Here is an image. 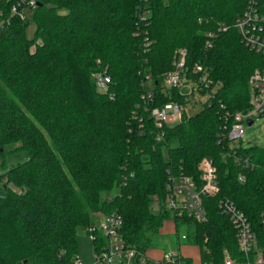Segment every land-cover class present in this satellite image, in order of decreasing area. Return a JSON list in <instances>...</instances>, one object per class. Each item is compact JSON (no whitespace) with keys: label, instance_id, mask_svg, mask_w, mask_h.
<instances>
[{"label":"trees","instance_id":"16d2710c","mask_svg":"<svg viewBox=\"0 0 264 264\" xmlns=\"http://www.w3.org/2000/svg\"><path fill=\"white\" fill-rule=\"evenodd\" d=\"M245 5L38 0L31 37L27 20L11 18L0 31V158L12 143L29 158L0 175L7 178L0 182V264H72L77 227H88L93 214L112 212L123 218L126 244L139 252H147L172 219L178 236L181 227L191 228L185 241L200 245L202 262L223 264L225 250L241 255L236 229L218 209L222 198L246 213L264 251V148L239 152L257 166L244 170L226 154L228 141L220 142L226 115L250 109L249 79L264 65L234 27ZM180 51L188 78L205 74L220 86L201 112L184 114L158 142L150 109L186 104L178 89L160 85ZM197 66L203 72L194 73ZM100 71L111 80L106 94L95 83ZM204 158L213 159L220 186L216 197L204 198L207 221L173 217L165 206L169 173L202 183ZM182 263L194 264L185 257Z\"/></svg>","mask_w":264,"mask_h":264},{"label":"built area","instance_id":"2783aa9c","mask_svg":"<svg viewBox=\"0 0 264 264\" xmlns=\"http://www.w3.org/2000/svg\"><path fill=\"white\" fill-rule=\"evenodd\" d=\"M6 1L10 2L11 0ZM37 7L38 0H19L8 8L0 4V31L10 26L11 18L15 15L26 21L25 9ZM234 27L238 31L242 43L264 59V0H246L245 8L236 19ZM221 30L226 31L227 28L223 27ZM185 58V51L176 53L175 69L162 77L163 84L160 85L178 89L185 100L189 96L199 93L204 97V105L214 96L220 85H214L205 74L198 80L188 78L187 70H185ZM198 72H203L202 66L195 68L194 73ZM94 79L99 92L104 94L109 92L111 80L105 71L95 73ZM148 81H150L149 77ZM249 84L251 89L250 109L232 116L227 114L220 135V142L228 141L229 143V150L226 151V154L233 157L244 170H252L257 167L248 156L240 155L239 152L248 148L243 142L245 124L251 127L264 116V65L251 75ZM183 88H187L188 92L183 91ZM146 99L151 102L152 93L148 92ZM186 104L166 103L163 106L150 109V119L158 142H162L166 138L167 126H173L182 120L183 115L186 114ZM199 170L202 183L183 172L169 173L165 206L173 217L184 218L187 216L200 223L207 221L204 198L216 197L220 193V186L213 159H202ZM239 181L246 183V175L241 174ZM0 182L6 183L7 178H2ZM218 209L222 215L229 218L235 227L238 250L241 255L240 258H234L229 251L225 250L223 264H264V251L258 245L256 233L246 213L230 198L220 199ZM96 215H101L103 222L100 228H97L93 223L88 226L87 233L94 245L93 262L89 264H183V256L180 253L165 254L161 259H151L147 256V252L142 253L129 247L121 233L123 218L118 212L107 215L96 213ZM261 224L264 226V209L261 214ZM180 240H187V235L183 234ZM72 264L86 263L76 255ZM199 264L208 263L201 260Z\"/></svg>","mask_w":264,"mask_h":264},{"label":"rangeland","instance_id":"374dc122","mask_svg":"<svg viewBox=\"0 0 264 264\" xmlns=\"http://www.w3.org/2000/svg\"><path fill=\"white\" fill-rule=\"evenodd\" d=\"M36 12V8H27L24 11L27 21L29 22L27 34L31 37L35 30V25L33 22V17ZM160 84H163L162 79ZM146 88L148 91L152 89V82L148 81L146 83ZM183 91L188 92L187 88H183ZM186 114L187 116H193L201 112L203 108L204 97L199 93H195L189 96L186 100ZM175 124V123H173ZM177 124V123H176ZM244 137L243 142L246 147H262L264 148V116L261 117L253 126L245 124L244 126ZM21 144L12 143L5 146L6 154L4 157L0 158V163L4 161V166H0V173L10 169L12 166L25 162L29 155L25 151L16 150ZM172 146L177 145L176 141L171 142ZM166 155V152H165ZM116 190L108 194V197L113 196ZM153 212L157 213L159 211V206L157 203L152 204ZM172 214V213H171ZM103 222L101 215L93 214L91 217V223L97 228L101 227ZM191 228L183 226L180 229L181 239L183 234L189 233ZM87 226H78L76 229V244L78 250V256L86 263H92L94 258V245L88 236ZM180 245H178V238L176 236V225L172 219H168L163 224L160 230L158 238L155 240L153 246L147 251V256L151 259H161L165 254L170 253H180L183 257L189 258L193 263L199 264L201 259V247L198 244H190L187 241L179 240ZM22 264V263H19Z\"/></svg>","mask_w":264,"mask_h":264},{"label":"crops","instance_id":"0c3cea01","mask_svg":"<svg viewBox=\"0 0 264 264\" xmlns=\"http://www.w3.org/2000/svg\"><path fill=\"white\" fill-rule=\"evenodd\" d=\"M173 222H174V220H173ZM174 224L176 225V223L174 222ZM176 236H177V238H178V245H180L181 243H180V239H179V237H178V235H177V226H176ZM201 260H202V258L200 259V262H201ZM194 264H196V263H194Z\"/></svg>","mask_w":264,"mask_h":264},{"label":"water","instance_id":"95a60500","mask_svg":"<svg viewBox=\"0 0 264 264\" xmlns=\"http://www.w3.org/2000/svg\"><path fill=\"white\" fill-rule=\"evenodd\" d=\"M249 124L251 125L252 123L250 122Z\"/></svg>","mask_w":264,"mask_h":264}]
</instances>
